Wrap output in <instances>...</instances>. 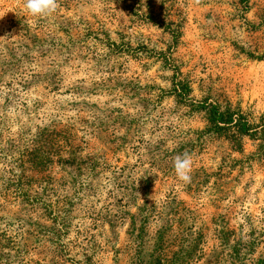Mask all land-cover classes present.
Wrapping results in <instances>:
<instances>
[{"label": "rangeland", "instance_id": "rangeland-1", "mask_svg": "<svg viewBox=\"0 0 264 264\" xmlns=\"http://www.w3.org/2000/svg\"><path fill=\"white\" fill-rule=\"evenodd\" d=\"M58 3L36 18L24 0H0V114L12 119L0 141L71 128L68 144L105 168L54 170L76 181L58 240L46 237L55 225L41 209L3 204L0 230L11 238L0 264L146 261L151 248L136 254L128 235L144 218V231L163 229L170 250L199 237L189 264H227L221 227L251 233L257 241L245 258L262 259L264 139L229 142L211 131L205 106L264 123V0ZM175 82L187 90L175 95ZM184 153L193 161L188 183L173 167Z\"/></svg>", "mask_w": 264, "mask_h": 264}, {"label": "trees", "instance_id": "trees-1", "mask_svg": "<svg viewBox=\"0 0 264 264\" xmlns=\"http://www.w3.org/2000/svg\"><path fill=\"white\" fill-rule=\"evenodd\" d=\"M184 89L187 90L185 85H180L178 82L173 83L172 91L175 95L180 94ZM205 112L211 131L225 134L231 143H236L239 137L247 135L264 139V123L259 126L249 124L240 112L220 111L215 104H207ZM11 123L12 119L0 114V138L2 132L8 131L7 126ZM34 131L31 134L29 131L19 130L14 135L6 136V141H0V145L2 143L5 145V147L0 146V173L2 174L0 175V212L3 210V204L15 200H19L21 204L41 209L45 217L55 225L54 229L48 231L46 237L49 240L51 237L58 240L60 230L66 228L64 223L68 220V210L63 208L69 203L65 194L76 181L71 178V185L66 184L62 176L55 177L54 170L58 169L64 173L68 171V173L72 172L79 176L83 173L91 174L98 168H105V162L90 154L82 155L79 147L68 144L73 137L71 128L57 130L34 127ZM77 187L78 193L82 190L83 184L78 183ZM145 220L146 218L141 220L140 227L132 226L129 229L128 235L137 248L136 254L140 255L149 247L151 248L146 261L137 258L134 264H189L192 261L191 257L197 251L199 237L191 239L185 246H183L185 241L180 238L174 246L175 250H170L169 245L164 246L166 243H163L164 230H157L149 236L144 231ZM37 229V234L42 235L41 230L38 227ZM217 237L224 245L223 257L226 259L224 263L264 264V257L254 261H248L245 258L252 253L251 250L257 241L256 238H252L251 233L241 234L240 231L235 233L227 227H221L217 232ZM231 237L233 238L232 244L228 246L227 239ZM10 238L6 230H0V255H2L4 245H8ZM176 238L177 236H174V239Z\"/></svg>", "mask_w": 264, "mask_h": 264}, {"label": "clouds", "instance_id": "clouds-1", "mask_svg": "<svg viewBox=\"0 0 264 264\" xmlns=\"http://www.w3.org/2000/svg\"><path fill=\"white\" fill-rule=\"evenodd\" d=\"M191 3L199 5L201 0H191ZM58 7V0H24V10L31 17L47 18L54 14ZM192 163V158L187 153L175 157L173 162L174 172L180 181L190 182Z\"/></svg>", "mask_w": 264, "mask_h": 264}]
</instances>
